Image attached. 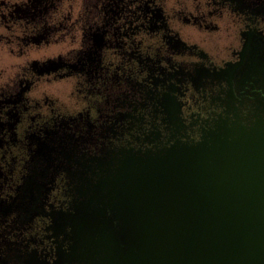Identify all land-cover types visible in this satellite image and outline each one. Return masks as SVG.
<instances>
[{
    "label": "flooded vegetation",
    "instance_id": "flooded-vegetation-1",
    "mask_svg": "<svg viewBox=\"0 0 264 264\" xmlns=\"http://www.w3.org/2000/svg\"><path fill=\"white\" fill-rule=\"evenodd\" d=\"M255 128L264 0H0V264H68L124 163Z\"/></svg>",
    "mask_w": 264,
    "mask_h": 264
},
{
    "label": "water",
    "instance_id": "water-1",
    "mask_svg": "<svg viewBox=\"0 0 264 264\" xmlns=\"http://www.w3.org/2000/svg\"><path fill=\"white\" fill-rule=\"evenodd\" d=\"M236 134L124 163L68 264H264V130Z\"/></svg>",
    "mask_w": 264,
    "mask_h": 264
},
{
    "label": "rangeland",
    "instance_id": "rangeland-1",
    "mask_svg": "<svg viewBox=\"0 0 264 264\" xmlns=\"http://www.w3.org/2000/svg\"><path fill=\"white\" fill-rule=\"evenodd\" d=\"M195 37H197V38H201V39H204V43L208 46V47H214L215 46V41L217 40V43H218V45H219V47L222 45V44H225L226 42H227V39L225 38V35H220V36H218L217 38H214V39H212V40H209V38L207 39V38H205V37H201V35L200 34H198V35H196ZM56 52L57 50L56 49H54V48H52L51 49V52ZM58 84V85H57ZM63 86V88L65 89V90H67V88H65V86L67 85L66 83H65V81H63V82H57V83H54L53 84V87L54 86Z\"/></svg>",
    "mask_w": 264,
    "mask_h": 264
}]
</instances>
